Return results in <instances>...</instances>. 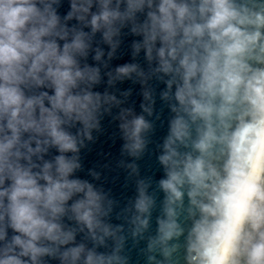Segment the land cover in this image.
I'll use <instances>...</instances> for the list:
<instances>
[{
    "label": "clouds",
    "instance_id": "9594fccd",
    "mask_svg": "<svg viewBox=\"0 0 264 264\" xmlns=\"http://www.w3.org/2000/svg\"><path fill=\"white\" fill-rule=\"evenodd\" d=\"M59 3L0 0V264H46L45 257L60 264H125L119 255L123 237L111 254L76 244L77 231L85 228L98 245L116 233L100 219L107 215L102 195L86 181L69 179L80 164L65 154L79 151L81 137L92 139L101 110L109 111L104 105L121 103L92 91L100 69L81 67L80 60L98 31L111 46V58L119 44L113 37L127 23L133 34L143 35V43L133 44L134 54L144 48L152 61L155 50L154 71L172 76L168 89L176 84L180 105L173 107L168 154L160 157L171 165L160 182L169 193L168 220L161 221L149 251L159 248L165 260L176 252L178 245L169 241L182 229L172 205L182 201L187 186L189 214L198 211L199 218L187 237L186 264H264V0H126L123 10L125 0H71L64 22L53 7ZM145 8L147 18L139 23L137 13ZM73 18L80 27L67 26ZM102 56L96 48L94 60ZM132 73L144 76L138 65L126 64L107 73L108 83ZM163 97L171 99L169 92ZM189 121L197 125L192 146L198 154L181 156L172 145L185 143ZM77 122L82 128L73 135L65 126ZM149 127L143 116L121 124L133 141L125 145L132 154L143 147L140 134ZM50 147L60 154L45 161ZM141 195L136 206L145 212L151 201ZM66 215L79 229L62 223ZM139 225L146 227L147 220Z\"/></svg>",
    "mask_w": 264,
    "mask_h": 264
},
{
    "label": "water",
    "instance_id": "95a60500",
    "mask_svg": "<svg viewBox=\"0 0 264 264\" xmlns=\"http://www.w3.org/2000/svg\"><path fill=\"white\" fill-rule=\"evenodd\" d=\"M115 3V0H113ZM158 3V0H156ZM126 6L121 4V10ZM57 14L63 18L71 11V0H60L59 5H53ZM92 12L97 11L94 3ZM148 9L144 12L137 13V21L143 23L147 16ZM90 19V17H89ZM68 27H80L79 22L73 18L66 21ZM83 30L91 34L90 27H84ZM113 40H119L112 57L108 53L112 51L111 46L104 42L102 32L98 31L93 36L91 48L86 59L81 58V67L87 63L91 67L100 69L101 80L98 84L93 85L92 91L103 95L107 92L114 95L120 104L104 105L109 111L104 112L98 117L99 128L91 131L92 139H83V145L79 147L77 153H66L68 157H77L80 168L76 169L69 179H79L91 184L98 193L103 197L102 208L107 213L100 217L102 223L110 226L115 231V236L104 238V244L98 245L92 240L87 228L83 232L79 230L76 233V244L83 243L89 249L95 247L99 253L111 254L116 248L117 238L123 237L122 246L119 255L125 258V264H186V244L188 234L194 224V220L199 218L198 211L195 216L189 214L190 199L187 195V186L182 191L184 195L182 201H177L172 205L176 212L175 221L182 229L179 237H174L169 241V245L176 244L178 248L169 260H165L159 248L149 251V243L156 239L160 234L161 221L167 222L166 212L167 199L169 193L161 186V181L168 178V171L171 165H165L161 162L160 157L168 154L165 143L171 136V124L177 118V113L173 107L179 108V102L175 99L176 84L172 85L169 91L167 81L172 78L170 74L155 72L154 69L159 67L158 57L154 50L153 60L147 59L146 49L141 48L135 53L134 43H143V35H136L131 32V23L120 29L119 36L113 37ZM61 45L63 41H60ZM161 46L159 40L156 42V48ZM100 48L103 56L100 61L94 60L95 49ZM136 64L140 71L144 73L141 77L137 73H132L130 77L121 80H115L111 85L108 83L109 76L107 73H115V69L124 65ZM105 65H107L105 67ZM38 91H48L53 94L52 89L42 88ZM149 93L146 99L144 93ZM164 92H169L171 99L163 97ZM48 106V102L45 101ZM145 108L150 111H145ZM185 116L186 114L180 113ZM143 116L145 121L150 125L148 129L142 130L140 138L143 147L137 150L136 154L125 147L133 141L129 140L121 124L131 121L135 117ZM190 123V135L184 144L176 141L172 147L181 155L191 153L196 155L192 142L197 137L195 123ZM66 130L73 135L77 134L82 125L78 122L74 127ZM34 146V145H33ZM57 148L50 147L44 154L45 161H54L59 155ZM33 160L42 165L43 161ZM43 183V181H41ZM146 197L151 201L147 211L141 212L137 208L138 201ZM82 193L76 194L68 202L71 205L75 200L81 198ZM69 215H71L69 213ZM147 220V226L139 225V220ZM62 223L67 227L79 229L80 225L68 216L62 218ZM140 231L136 232L137 227ZM118 229V231H116ZM14 233L8 229V238ZM102 235V233H98ZM66 247V246H65ZM149 256H154L155 260L150 261ZM46 264H60L58 259L50 257L44 258Z\"/></svg>",
    "mask_w": 264,
    "mask_h": 264
}]
</instances>
